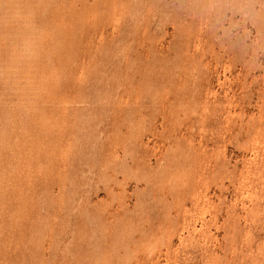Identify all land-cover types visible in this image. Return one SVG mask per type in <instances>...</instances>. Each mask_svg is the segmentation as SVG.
<instances>
[{"label":"rangeland","instance_id":"1","mask_svg":"<svg viewBox=\"0 0 264 264\" xmlns=\"http://www.w3.org/2000/svg\"><path fill=\"white\" fill-rule=\"evenodd\" d=\"M0 264H264V0H0Z\"/></svg>","mask_w":264,"mask_h":264},{"label":"bare ground","instance_id":"2","mask_svg":"<svg viewBox=\"0 0 264 264\" xmlns=\"http://www.w3.org/2000/svg\"><path fill=\"white\" fill-rule=\"evenodd\" d=\"M55 57V56H54ZM34 73V72H33ZM31 76V75H30ZM27 79V78H26ZM63 86V85H62ZM20 95V94H19Z\"/></svg>","mask_w":264,"mask_h":264}]
</instances>
